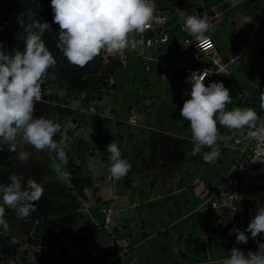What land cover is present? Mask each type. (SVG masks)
Returning <instances> with one entry per match:
<instances>
[{"label": "rangeland", "instance_id": "obj_1", "mask_svg": "<svg viewBox=\"0 0 264 264\" xmlns=\"http://www.w3.org/2000/svg\"><path fill=\"white\" fill-rule=\"evenodd\" d=\"M214 1L221 0H205V5H214ZM235 1L240 0H230L231 3ZM258 3L263 4L264 1L245 0L242 4H237V7L232 9L233 21H231V16L224 15L222 11L218 15H212L216 13V7L204 9V16H207L209 23L214 26L211 32L206 33L214 41L217 60L227 63L226 72L218 75L220 81L229 89L234 101V103L226 105V110H231L236 107V104L243 107L240 100L238 102L235 97L236 94L243 93L254 86H257L259 91H264V17L259 16ZM7 8H10L12 12L5 11L0 21V42L3 43L4 51L9 54L18 49L22 40L25 39V34L16 18L21 14V3L15 8L11 5L4 7V9ZM45 8V6L43 8L40 6V11L36 13V17L41 22H43L42 16ZM48 8L52 14L50 4ZM177 15L174 17L172 13L168 12L169 22L173 25L171 35L178 37L174 45L158 44L149 48L145 51V56L140 55L137 59L135 65L137 70L131 68L123 76L121 73L116 76L117 68L127 63L123 52L111 55L112 58L109 59L108 54L101 51L99 56L84 66V70L83 67L66 65L69 68L67 70H71L69 74L74 81L79 80L81 71L88 70L93 71L95 81H99L100 75L106 74L116 76V84L127 81L131 74H135L134 77H136L134 78L135 82L130 80V84H117L110 93L106 92L107 94L102 95L101 102L94 103L96 107L94 114L108 116L107 124L99 125V128L98 124L90 125L87 120L96 121V117L88 115L68 141L64 140L65 128L62 127L61 132L56 134L54 139L61 147H64L68 155L69 163L66 167L56 161L55 153L36 152L29 145L18 148V151L25 150L31 154L29 160L21 163L16 152H9L6 146L0 145V184L10 183L8 179L10 165L11 175L23 177L22 186L25 187L27 179L32 178L38 183H44L45 189L42 199L37 205H33L36 208L35 212L23 219L18 217L13 220L6 219L9 228L7 231L0 228V233H5L13 241H25L24 236L27 235L26 237L31 239L30 244L36 242L39 246L54 248L59 242L65 243L68 240L73 243L78 232L87 230L88 234L97 232L103 234L107 239L106 243L101 242L102 247H107L108 255L104 257L105 259L107 256L115 258L119 254H123L120 261L124 262L129 259L131 260L130 264H192L190 261L193 257L189 252L193 256L197 254V258L201 261L205 259L203 250L193 253L191 249L187 252L189 246L184 241L179 242L178 235H186L190 232L194 236L202 234L200 227L194 226L202 221L198 219L201 217L200 215L211 216L206 210L196 209H207L204 202L203 205L200 203L219 186L226 171L236 160L238 152L233 144L237 137L234 138L232 130L218 124L219 136L216 147L220 152L219 158L214 163H205L202 158L203 153L209 152L211 149L203 147L199 154L192 155V147L195 142L186 139L185 149H188V160H185L186 151L183 146H179L183 136L178 133L185 131L184 135L191 136L192 133L189 122L180 116V108L185 99L178 96L180 87V81L176 82L178 75L171 76L172 67H174L172 60L177 59L181 52L187 53L188 47L176 31L177 27H183L184 9H178ZM244 16H249V19L245 20ZM43 20L46 21L49 18L46 17ZM53 25H55V33H57L58 25L52 22ZM242 31L244 32L242 33ZM183 33L187 32L183 30ZM150 36L154 38L156 33L151 32ZM174 47L178 51H175ZM58 54L59 52L55 51V55ZM64 61L67 63V59ZM143 61L146 62L145 65ZM191 63L193 62L191 61ZM58 64L57 69L62 66L60 61ZM179 65L176 69L178 73H181L183 72L182 62ZM199 65L205 66L206 63L201 62ZM52 77L55 76L49 75L48 81H53ZM210 82H214V80L211 79L206 84ZM129 102L133 104L131 111H134L133 113L137 116L136 124L127 123ZM46 106L47 102L45 101L37 103L35 116H47L45 111L50 114L46 108L45 111L43 110ZM68 106L73 107V101ZM167 109L169 110L163 117ZM174 111L178 113V120L182 123L180 128L176 126L178 120L174 116ZM117 120L120 122H116ZM68 125L71 127V124ZM128 135H132L133 139L127 143ZM241 138L243 142L248 139L246 135H241ZM110 141L118 145L121 158L126 159L133 167V170L120 180L113 179L109 172L110 153L107 151V145ZM64 175H67V181L63 179ZM193 175L195 176L193 177ZM45 177L48 180L47 183L44 180ZM164 177H167V180H163ZM177 180H181V187L176 182ZM164 181L167 182L164 183ZM187 185H189L188 188H192V191H187L185 187ZM157 186L163 187L162 191H157ZM263 190L264 187L254 185L247 188L246 209L249 220L255 215L257 207L264 206ZM161 192L163 193L162 197L156 200ZM186 199H188V203L185 202ZM174 203H176L175 206ZM106 206L114 209L115 225H119L121 221L126 223L133 219L138 225L143 222L144 224L141 225L143 228L128 229L131 232L132 240L119 239L116 234L115 240L109 234V230L113 229L112 226L109 230H106L108 226L105 227L106 229L102 228L101 209ZM175 207L178 209H174ZM187 209L193 210L189 213ZM198 212L201 214L199 215ZM225 212L224 208H220L216 210L215 214L221 216ZM38 213L42 215L39 218L37 217ZM134 213L138 216L137 220L134 218ZM64 220L74 227L76 233L72 231L64 237L60 235V231L66 229L64 227L66 225L62 224ZM210 222L207 221L209 226ZM231 227L238 229L234 224ZM225 230L227 234L228 228ZM143 235H146V238L141 241ZM232 235L235 237L234 231ZM81 237L83 239L81 244L78 242L76 244L82 245L84 240L87 243L90 242L92 247L89 253L95 255L98 247L94 246V241L86 234ZM223 240L226 243L224 238ZM133 243H137L136 248L132 245ZM106 244L107 246H105ZM208 246L205 251L207 257H210V254L212 257H218V263L206 260L200 264H222L225 258L230 257L231 249L224 253V250L219 247V254H214L212 253L214 252L213 247L209 244ZM130 247L134 248H131L127 253L124 252ZM256 248L258 251L257 245ZM167 250L171 251L170 255L166 254ZM33 251L34 249L31 250V252ZM12 256L14 253L10 242L0 245V264H15L14 261L10 262ZM22 256L24 253L20 249L19 252L17 251L16 258L21 261ZM149 256H153L152 261L147 260ZM31 258L33 259V257ZM93 260L91 264H100L101 262L96 257ZM63 261L64 257L53 264H61ZM115 264L121 263L116 259Z\"/></svg>", "mask_w": 264, "mask_h": 264}, {"label": "clouds", "instance_id": "obj_2", "mask_svg": "<svg viewBox=\"0 0 264 264\" xmlns=\"http://www.w3.org/2000/svg\"><path fill=\"white\" fill-rule=\"evenodd\" d=\"M50 6L52 22L58 25L55 46L70 64L78 67L88 65L101 51L114 55L129 47L135 49L137 41L130 39V36L143 34L150 27L155 13L154 0H50ZM185 10L187 9L184 12ZM184 17L183 29L194 36L197 42L207 39L205 35L208 34L205 33L214 28L207 16L192 12ZM18 23L25 33L23 50L8 54L0 42V145L6 146L9 152H16L21 163L29 160L31 154L25 150L18 151V148L29 145L36 152L55 153L56 161L66 167L69 163L68 155L64 147L54 139L61 132V125L50 115L35 116L36 104L42 103L45 96L42 86L48 69L57 64L53 52L43 39L44 34L50 32V24L47 21L41 22L32 10L27 11L26 18L25 13H21ZM205 78L203 73L194 72L189 78L191 91L187 94L190 97L181 98L185 101L180 108V116L189 122L192 140L195 142L192 155L199 154L203 147H207L211 151L203 153L205 163H214L219 158L220 152L216 147L218 124L230 130L248 128L249 140L264 143V119L260 118L262 113L258 116L252 108L240 106L226 110V105L234 103L229 89L221 81L206 84L213 78L206 82ZM181 79L180 77L179 97ZM260 92L263 112L264 91ZM47 94H51L50 89ZM246 96V92L241 94V104ZM91 107L94 109L91 114L96 113V108ZM107 151L110 153L111 177L115 180L124 178L131 165L121 158L115 142L108 143ZM8 179L10 183L0 184V228L5 231L9 228L5 207L13 209L19 218H27L36 211L33 205H37L45 193L44 183H38L32 178L27 179L23 189L22 176L10 175ZM63 179L67 181V175ZM44 180L48 182L46 177ZM218 187L200 205L204 202L207 209L229 207L233 219L235 213H232L231 205L238 209V196L229 203L216 207L210 204ZM107 207L110 206L102 209ZM236 217L238 219V214ZM233 231L237 243L246 244L251 238L258 251L248 250L245 254V248L242 250L233 247L230 257L225 258L222 264H264V240L258 239L264 234V206L257 207L245 231L234 229L230 230L229 235ZM245 232L250 233V237Z\"/></svg>", "mask_w": 264, "mask_h": 264}, {"label": "trees", "instance_id": "obj_3", "mask_svg": "<svg viewBox=\"0 0 264 264\" xmlns=\"http://www.w3.org/2000/svg\"><path fill=\"white\" fill-rule=\"evenodd\" d=\"M24 1H22V0H0V21L2 19V16L4 15L5 11L9 10L12 12V10L10 8L4 9V7L6 5L7 6L11 5L13 8H15L19 3H21L20 10H21V13H25V18H26V13L28 10H32L36 15V13L40 11V9H39L40 6H42V8H43V6L46 7L43 10L42 21H45L43 19H45L46 17L49 18V20H46V21L50 24V32L45 33L43 36V39L45 41V44L49 47V50L53 52V54L57 60L56 66L48 69V72H47L46 78H45V82L42 86V88L45 90V96H44L43 101L47 102V106L44 107L43 110L45 111V108H46V110H48L50 112V114H48L45 111L46 115L47 116L50 115V116L54 117L55 121L61 125V128L62 127L65 128V130H64V133H65L64 140L65 141H68L73 136V133H75V131L77 129H79L80 125L85 121L86 116H88V115H94L96 117V121H94L92 119L87 120V123L90 125L98 124V128H99V125L107 124L108 116L103 117V116H100L97 114H91L92 112L91 113L88 112L87 109L90 106L95 107L94 103L101 102L102 97L104 96L103 94L110 93L111 90L116 88L117 84L124 83L127 85V84H130L131 81L135 82L134 81V78H136V77H134L135 74L129 75L128 78H130V79H128L127 81H122V82H119L117 84H116V76L118 75V73L119 74L121 73V75L123 76L125 73H127V70L131 69V68H134L135 70H137V68L135 66L137 59L139 58L140 55L145 56V53H146L145 51H147L149 48H151V47H145L144 42H143L145 35L146 34L149 35V33L144 32L143 34H132L130 36V39L134 38L137 41V47L135 49H132L131 47H129L128 49L123 51V55L126 58L127 63H125L122 67L120 66L117 68L118 71L116 72V76L113 77V76H110L107 74L102 75V76L100 75L99 81H95V79L93 77V71L88 70L86 72L81 71V73L79 75V80L74 81L71 78L72 76H70V74H69V72L71 70H67L69 68L66 67V65H70V63L68 61H67V63L64 61V60H66V58L64 57L63 53L60 52L55 46L57 36L54 38V36L56 35V33H55L56 29H55V25L52 26L53 14H51L49 12V8H48V5L50 4V0H27L26 2H24ZM154 2H155V11L154 12L155 13L165 12V13H167V16H168V12H170V13H172V15H174V17H177L178 16L177 15L178 9H191V8L202 7V9H203L202 12L204 13L205 8H208V9L211 8L212 9L213 7H216L217 8L216 13H214L212 15H215V14L218 15L219 12L222 11V13L224 15L231 16V21H233L232 20V17H233L232 16V13H233L232 9L236 8L237 4H242L243 2H245V0L235 1L233 3H231L230 0H224V1H219V2L214 1V5H210V4L205 5V0H154ZM254 4H255V2H254ZM257 6L259 7V10H260L259 16L264 17V3L263 4L258 3ZM203 16H204V14H203ZM18 17L19 16H17L16 18L18 19ZM244 19L248 20L249 16H244ZM169 21L170 20H168L167 24H165L164 26L156 27L153 30V32L154 33H156V32L167 33L168 34V41L165 42L164 44H173L174 45L176 38H178V37H176L174 35L172 37L171 34L173 33L172 32V28H173L172 26L173 25L170 24ZM183 30L184 29L182 26L176 28L177 34L180 37H182V39H183V43H184V39H186V38L195 39L194 36H190L188 33L184 34ZM243 32L244 31H242V33ZM205 34H207V33H205ZM23 47H24V40H22L21 45L18 46L17 50H23ZM152 48H153V46H152ZM174 49H175V51H178L175 47H174ZM55 51L59 52V54L55 55ZM188 51L189 50L187 47V51H186L187 53L181 52V54L179 55V57L177 59L172 60L174 62V67H172L171 76L178 75L176 77L177 78L176 82L180 81V77L183 73V72L178 73L176 67L180 66L179 64H181V62L183 64H191V65L195 63L192 60V58L190 57V54ZM9 54H14V52H10ZM108 56H109L108 57L109 59L112 58L111 55L108 54ZM59 61H60V63H62V66L60 67L61 69L60 68L57 69V65H59L58 64ZM191 61L193 63H191ZM100 67H102V65H100ZM82 69L84 70V67ZM141 69L143 70V66ZM97 73H99L98 70H97ZM49 75L55 76V77H52L53 81L52 80L48 81ZM172 82H174V81H172ZM173 88H172V90H173ZM49 89L51 90L50 95L47 94V90H49ZM244 92L247 93V96L245 97V100H244V103L242 104V106L252 108L254 111H256L257 115L260 116V114L262 113L261 111L263 110V108H261V100H260L261 92L259 91L257 86H254L252 89H247V90L243 91V93ZM241 94L242 93L236 94L235 97L240 100ZM71 101H73V107L68 106V104ZM129 103H130V105L127 108L128 109V117L130 115H135L133 113L134 111H131V108H133V104L131 102H129ZM236 106H237V104H236ZM168 110L169 109H167L164 112L163 117L166 116V113L168 112ZM174 116H176V120H178V113L176 111H174ZM136 118H137V116H136ZM116 122H120V121L117 120ZM68 124H71V127ZM181 124L182 123L178 120V123L176 124V126L178 128H180ZM232 131H233L234 138L235 137L240 138V142L237 144V146H239V147L244 146L247 140L245 142H243L241 135L247 136V132L249 131V129L244 128V129L232 130ZM184 132H179V133H181L179 135L183 136L182 137L183 139H181L179 142V146H183L185 149L186 139L192 140V136L191 135H184ZM61 135H60V137H61ZM132 139H133L132 135H128V139L126 142L127 143L131 142ZM187 145L190 146L189 144H187ZM237 152H238V150H237ZM180 153H181V155H183L182 150H180ZM186 154H187V152H186ZM9 170H10L9 175H11L12 172H11L10 165H9ZM132 170H133V167H131L129 171H132ZM194 176L195 175H193V177ZM163 180H167V177H164ZM165 182H167V181H164V183ZM176 182L181 187V185H180L181 180H177ZM164 183H163V185H164ZM250 185H254L256 187H264V185L249 184L247 186V188ZM188 186L189 185L185 186L187 188V191H192V188L190 189V188H188ZM23 187L24 186H22V189H23ZM157 188H158L157 191H162V189H163V187H161V186H157ZM247 188H246V191H247ZM153 189H155V188H153ZM162 195H163V193L161 192L156 200L160 199L162 197ZM0 199H2V197H0ZM186 201L188 203V199H186L185 202ZM246 202H247V200L245 199V203H244V205H245V217H246V224L248 225L250 220L248 219V215H247L248 213H247V209H246L247 208ZM176 203H174V206L176 205ZM194 204H195V202H194ZM48 207L51 208L50 205H48ZM174 209H178V207H175ZM224 209L226 210V212L224 214H222L221 216L215 214L217 209H204L210 213L211 217L207 218L205 221L201 222L200 224L197 223V226H194V227L199 226L200 229L202 230V234H200V235L197 234L194 236L190 232L186 235H178V241L179 242L184 241L189 246V247H187V252H189V250H191V249H192L193 253H198L199 250H203V256L205 258L203 261L208 260V262H214V263L217 262L218 263V260H217L218 257H216V256L212 257L211 256L212 254H210V257H207L205 251H206V247H209L208 244L211 247H213L214 252H212V253H214V254H217V253L219 254V251H218L219 247L222 250H224V253L226 252V250L228 251L229 249H232L233 247H238V248L244 250L243 244L237 243L235 240V237L233 235L232 236L229 235L230 230H234V228L231 227V225H233V219H232V215H230L229 207L224 208ZM103 210L104 209H101V213L103 216L102 228L106 229L105 227L108 226L106 230H109L110 227L112 226L113 229H112V231L109 230V232H110L109 234H111V236L114 237L115 240L117 237L119 239H123V240H132L131 239L132 238L131 232H129V230H133V227L143 228L141 226L143 223L141 220H140L142 222L141 225L140 224L138 225L135 223V221L133 219H131L130 221H127L126 223H123V221H121L119 223V225H115L116 220L114 219V213L112 214L111 223L106 225L105 224V213L103 212ZM112 210L114 211L113 207H112ZM120 210H122V209H120ZM191 210H193V209H191ZM177 213L178 212H176V214ZM198 214L200 215L201 213L198 212ZM237 214H238V211L235 212V216H237ZM39 216L41 217L42 215L40 213H38L37 217L39 218ZM17 217L18 216L16 215V213L13 209L5 207V218L6 219L13 220L14 218H17ZM137 217L138 216L136 215V213H134L135 220L138 219ZM221 218H223V219H221ZM213 220H214V222H213ZM207 221H211L210 226L207 224ZM62 224L66 225V226H64L66 229H64L63 231H60V235L62 237L68 235L72 231H74L76 233V231L74 230V227H72L65 220L62 221ZM120 225H121V227H120ZM118 227H120V228H118ZM236 227L238 229H240L239 220H238V225H236ZM226 228H228L227 234H226V230H225ZM94 229H95V227H94ZM66 230H68V231H66ZM88 233H89L88 230L86 232H78V234L75 235V237H77V238H74L73 243H71L67 240L65 243L59 242L57 247H54V248L51 247L50 248L49 246H43V245L39 246V245H37L36 242L33 244H30L31 239H30V237L29 238L26 237L27 235L24 236L25 241H23V240L22 241H17V240L13 241L12 238H10L8 235H5V233L2 232V233H0V245L10 242V247L13 248V253H14V256H12V259L10 262L14 261L15 264H53V263H56L57 261H59L60 258H62V257H64V261L61 264H91V261L92 262L94 261L93 260L94 257H96L98 260L101 261L100 264H115L116 259L121 264H130L131 260H129V259L125 260L124 262L120 261L123 254H119L115 258H111V257L107 256V258L105 259L104 257H106V255H108L107 247H102L101 242H103V244H104V243H106L105 241L107 239L103 236V234L101 235L97 232L91 233V234H88ZM84 234L88 235V238H90L92 241H94L95 247L96 246L98 247L95 255H90V253H89L90 248L92 247L90 245L91 244L90 242L87 243L84 240L82 245L76 244L77 242H78V244H81L80 242H81V240H83L81 236ZM115 234L117 237L115 236ZM247 235L250 237V233H247ZM54 236H56V235L54 234ZM61 236H60V238H61ZM142 238H140V239H142L141 241H143L146 238V235H143ZM223 238L226 240V243L224 242ZM258 239L264 240V234H261L258 237ZM115 240H113V241H115ZM250 241H251L253 251H256L257 248H256L255 242L251 238H250ZM132 245L136 248L137 243H133ZM105 246H107V244ZM134 247H130L127 250H125L124 252L127 253L131 250V248H134ZM20 249H22V251L24 253V256H22V258H21V261L16 258L17 251L19 252ZM32 249H34L33 252H31ZM98 249H100V250H98ZM166 254L170 255L171 251L167 250ZM189 254H190V256L193 257V259H191V261H190L192 264H200L203 262L197 258V254H195L194 256L191 254V252H189ZM245 254H246V252H245ZM223 256H225V255L223 254ZM31 257H33V259ZM152 259H153V256H149L147 260L152 261ZM213 260H215V261H213ZM214 263H211V264H214ZM174 264H177V263H174ZM208 264H210V263H208Z\"/></svg>", "mask_w": 264, "mask_h": 264}, {"label": "built area", "instance_id": "obj_4", "mask_svg": "<svg viewBox=\"0 0 264 264\" xmlns=\"http://www.w3.org/2000/svg\"><path fill=\"white\" fill-rule=\"evenodd\" d=\"M168 20L169 18L166 13L161 12L153 14L150 27L145 31L149 33V35H145L143 40L145 47L158 45L168 40V35L166 33L156 32L154 38L150 36V33L153 32L156 27L164 26L167 24ZM205 36L208 38L199 42L196 41V38L184 39V43L188 46L190 57L195 63L192 65L182 63L183 73L181 75V88L179 90L181 98L190 97V95L187 94L191 91L189 78L194 72L199 71L203 73L206 76L205 82L211 77L214 82H220L218 74L226 72L227 63H221L217 60V50L213 40L210 36ZM201 62H205L206 65L200 66L199 63ZM143 64L145 65L146 62L143 61ZM87 111L93 113L94 109L90 106ZM260 118L264 119V111ZM127 121L130 124H136L137 118L135 115H130ZM239 142L240 138L234 139L233 147L235 146L234 148L238 150V154L234 163L226 171L224 179L220 183L216 193L212 196L210 203L212 207L219 206L222 203L226 204L236 199L242 181L264 178V143L247 139L245 145L239 147L237 146ZM231 211L234 214L237 211L236 207L231 205ZM103 212L105 213V224L108 225L111 223L113 210L111 207H107ZM233 224L235 226L238 225L236 216L233 218Z\"/></svg>", "mask_w": 264, "mask_h": 264}, {"label": "water", "instance_id": "obj_5", "mask_svg": "<svg viewBox=\"0 0 264 264\" xmlns=\"http://www.w3.org/2000/svg\"><path fill=\"white\" fill-rule=\"evenodd\" d=\"M202 7H198V8H193V9H187L185 10V16L188 13H198L201 16H203V12H202ZM249 184H255V185H264V178H260V179H247L245 181L242 182V184L240 185V189H239V195H238V200H237V211H238V219H239V226H240V231H245L247 228V224H246V217H245V191L246 188ZM245 234L247 235V232H245ZM244 248H245V252L247 254L248 250H252V245H251V241L250 239L248 240V242L246 244H243Z\"/></svg>", "mask_w": 264, "mask_h": 264}, {"label": "crops", "instance_id": "obj_6", "mask_svg": "<svg viewBox=\"0 0 264 264\" xmlns=\"http://www.w3.org/2000/svg\"><path fill=\"white\" fill-rule=\"evenodd\" d=\"M221 1H224V0H221ZM262 50V49H261ZM260 50V51H261ZM237 100H238V102H239V99L237 98ZM178 134H181V133H178ZM187 150L188 149H185V151L187 152ZM185 160H188V156H187V154H186V159ZM263 192H264V190H263ZM245 199H246V191H245ZM195 207V206H194ZM193 207V208H194ZM131 208V207H130ZM188 210V212L189 211H191L190 209H187ZM196 210H204V209H196ZM178 212V211H177ZM190 213V212H189ZM201 217H199V220H202L201 222H203V221H205L207 218H209L208 216H203V215H200ZM209 216H211V215H209ZM200 222V223H201ZM141 225V224H140ZM240 230V229H239ZM211 261V260H210Z\"/></svg>", "mask_w": 264, "mask_h": 264}]
</instances>
